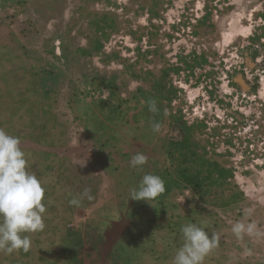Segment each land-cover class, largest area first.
Instances as JSON below:
<instances>
[{"label":"rangeland","instance_id":"rangeland-1","mask_svg":"<svg viewBox=\"0 0 264 264\" xmlns=\"http://www.w3.org/2000/svg\"><path fill=\"white\" fill-rule=\"evenodd\" d=\"M0 129L46 205L0 264H172L188 223L219 237L204 264H264V0H0ZM188 153L231 169L244 200L185 187ZM146 171L165 183L154 206L128 195ZM238 221L261 235L238 240Z\"/></svg>","mask_w":264,"mask_h":264},{"label":"clouds","instance_id":"clouds-1","mask_svg":"<svg viewBox=\"0 0 264 264\" xmlns=\"http://www.w3.org/2000/svg\"><path fill=\"white\" fill-rule=\"evenodd\" d=\"M107 98H105L106 100ZM149 110L157 112L155 99L148 101ZM160 125H154L158 131ZM148 163V156L137 152L132 156L130 166L142 171ZM166 191L163 179L152 173L143 174L138 186L130 189L129 199L146 201L153 205L159 196ZM90 190L85 188L83 196L92 199ZM45 189L37 174L27 168L26 154L21 148L18 137L7 134L0 129V251L12 253L31 247L27 233L43 231L45 228L43 214L46 212ZM71 204H78L72 199ZM231 231L238 240L245 236H259L255 222L238 221ZM183 244L176 252L172 264H204L205 259L219 246V237L211 236L196 223L182 226Z\"/></svg>","mask_w":264,"mask_h":264},{"label":"trees","instance_id":"trees-1","mask_svg":"<svg viewBox=\"0 0 264 264\" xmlns=\"http://www.w3.org/2000/svg\"><path fill=\"white\" fill-rule=\"evenodd\" d=\"M164 76H166V73ZM186 141L187 137L183 136L179 141H176V145L184 146ZM195 158H198L196 153L185 155L182 161L185 166L178 172V177L185 187L191 189L203 200L212 186H231L232 194L225 204H236L244 200V193L239 187L232 186L231 180L234 178V174L231 169H227L217 161L205 156H200L198 162H195ZM188 163L195 164V166H189Z\"/></svg>","mask_w":264,"mask_h":264},{"label":"crops","instance_id":"crops-1","mask_svg":"<svg viewBox=\"0 0 264 264\" xmlns=\"http://www.w3.org/2000/svg\"><path fill=\"white\" fill-rule=\"evenodd\" d=\"M134 135V134H133ZM140 136V135H139ZM136 146H139L140 149H143L146 151V149L149 147V146H146V144H142V142H140V140L136 143ZM148 171L144 172V173H147Z\"/></svg>","mask_w":264,"mask_h":264}]
</instances>
